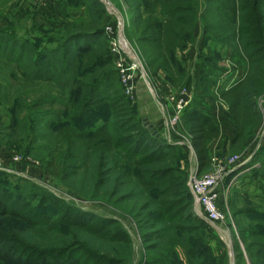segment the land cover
<instances>
[{
	"label": "trees",
	"instance_id": "16d2710c",
	"mask_svg": "<svg viewBox=\"0 0 264 264\" xmlns=\"http://www.w3.org/2000/svg\"><path fill=\"white\" fill-rule=\"evenodd\" d=\"M82 1L85 2L79 0V3ZM123 1L133 14L131 23L134 29L129 39L138 47L148 67H155L153 79L156 86L158 81H163L171 87L157 74L158 70L166 71L169 83H180L184 79L183 87L189 85L191 77L186 78L182 69H185V54L192 45L193 32L198 25L208 41L230 46L236 58L241 59V55H244L249 64L245 86L237 84L217 93L219 102L227 108L230 121L237 129L230 149L238 147L242 150L241 132L244 126L241 120L246 121L245 115L251 114L256 121L253 126L257 125L259 117L253 100L264 95V0ZM62 6L65 8L64 3ZM86 9L90 17L96 14L93 7ZM14 32L11 28L0 30V59L16 64L13 69L16 75L10 72V76L20 79L23 84L15 94L9 87H0L4 91V95H1L4 104L1 103L6 108L8 118L13 121L12 125L0 128V149L7 151L16 148L23 153H31L37 127L46 122L42 128L48 137L54 133L55 141L53 149L40 153L37 158L43 164L44 172L57 180L66 177L62 172L65 159L62 161V155L60 159L54 155L57 144H66L64 151L70 155L67 162L71 161V165L86 159L92 161L89 169L95 163L101 166L108 164L101 172L103 177L109 172L108 176L111 175L112 170L116 169L113 156L120 157L123 161L120 164V192H123L120 204L133 198L140 202L132 220L140 232H153L160 242L156 244L160 248L158 252L165 254L162 258L147 255L143 264H219L205 236L201 235L202 230L194 225L196 222L201 224L202 220L192 214V197L184 186L182 173L167 165L172 159L175 164L180 163V156L174 157L173 152L176 150L178 154V149L162 138L151 135L136 121L132 110L135 104L124 97L116 71L108 69L112 59L103 29L93 31L92 35L74 34L64 39L52 37L48 42L32 37L28 43H22L17 56L6 52L10 47L5 42L12 39ZM18 42L10 41L11 49L17 48ZM45 44L55 46L51 48ZM199 60L202 85H212L207 77L209 70L213 69L214 59L208 54L200 56ZM6 67L0 65V71ZM33 84L49 86L57 91L40 94L28 102L26 86ZM195 105L190 109L187 107L183 115L197 173L202 174L211 168L212 158L208 147L219 139L220 132L211 119L201 112V106L194 108ZM6 131L10 133L6 134ZM114 135L117 138L111 145L107 138L112 139ZM85 150L92 154L88 157L82 153ZM71 168L74 171L70 174L81 170L77 165ZM129 186L132 189H127ZM20 197H24V194L2 192L0 197V264H130L133 254L129 243L118 239L106 240L108 232L111 237H117L111 232L109 220L79 213L86 217L82 220L75 214L78 212L76 209L63 205L62 208L69 212L61 213L58 222L54 223L55 217L43 209L49 199L46 194H42L41 200L27 214L23 211L29 208L34 196L16 201ZM52 208L55 209V206ZM183 208L189 210L185 217ZM251 213L254 211L250 209L240 211L244 215ZM180 221L189 226H178ZM8 224H21L29 234L20 237L8 234L3 229ZM62 226H67L66 230L90 232L94 235L93 240L100 243L99 247L106 244L105 248L109 246L114 256L106 257L81 241L68 247L43 248L39 238L37 242L28 241L37 237L34 232L43 229L45 233L58 232L57 229ZM122 234L120 232V237ZM256 234L244 230L241 237L247 240ZM145 237V233L141 235L142 239ZM149 248L145 247L148 251L152 249ZM246 252L252 261L256 260L254 258L259 260L254 264H264V243H252Z\"/></svg>",
	"mask_w": 264,
	"mask_h": 264
},
{
	"label": "rangeland",
	"instance_id": "374dc122",
	"mask_svg": "<svg viewBox=\"0 0 264 264\" xmlns=\"http://www.w3.org/2000/svg\"><path fill=\"white\" fill-rule=\"evenodd\" d=\"M21 1L22 0H3L0 5V21L2 22L0 25L4 26L0 27V30H7V28H11L15 31L12 39L5 42L6 45L10 47L6 52H12L13 56H17V54L21 52L22 43H28L30 41L29 39L32 37L38 39L41 38L44 42H48L52 37H60L64 39L67 35H92L93 31L101 30L105 27H109L114 30L111 33L112 36H110V38H105V41L107 40L106 46H108L109 52H111L108 43L111 41V38L116 35V27H118L117 17L120 19L124 26V39L137 58L141 61L147 79L149 80L155 95L153 97L149 94L144 82H141L138 85L135 109L132 110L136 116V121L142 124V127L146 131H148V129L145 127V123H148L155 129L160 127L159 122L163 119L155 99L160 103L166 101L165 98L170 92L169 89H171V87H175V89L178 90L173 93H179L187 90L188 87L191 89H195L197 87L195 91L200 92V95L190 98V102L187 107L190 109V106L197 104L199 107L201 106V108H204V112H201L207 115V110L210 107L209 103L213 100L212 98H214L213 103L215 105L219 106L220 104L218 102L217 93L229 89L237 84H243V86H245L244 83H246V79L248 77L247 71H249L247 65L249 64L248 61H245L244 55H241V59L236 58L237 56L233 54L230 46L223 43H212L208 41L207 36L199 27L200 25H198L193 32V42H191L192 45L188 48L187 53L185 54V63L183 64L185 69H182L186 78L191 77V86L182 88L184 85V79H182L180 83L170 82V84L168 77L166 76V71L158 70L157 74L162 76V80H165L169 85H171V87L166 85L163 81H158L159 87H157L155 85L156 81L153 79L155 67H148L138 47H136V45L129 39V35L132 34V30L134 29L133 23H131L133 14H131V11L125 1L106 0L107 3L114 8L115 15H117L116 17L114 15L109 16L104 10V6L98 0H84L85 2L82 1L83 4L82 2L79 3V0H56L61 7L60 9H62L60 18L52 17V13H45L44 18L42 19L44 26L38 29L33 27L37 20L36 9L39 6V3L44 5V2H47V0H23L27 4V7L25 6L26 9L20 6ZM62 3L65 4V8H63ZM5 6L6 8H4ZM44 6L47 10L48 6L46 4ZM90 6L93 7L96 12V14L91 16L92 18L90 17V14L88 15L86 9L88 8L89 10ZM7 9H9L8 13L4 14V11ZM76 15H78V17ZM4 20L7 23V26L4 24ZM93 21L95 23H93ZM10 41H19V46L11 49L12 44ZM82 43L85 42L82 41ZM45 45L46 47L51 48L55 46V44ZM208 54L214 59L213 69L209 70V75L207 77V81L212 82L210 83L212 85H202L199 59L200 56L202 57ZM1 59L0 65H6L7 67L5 70L0 71V87H9L11 92L15 94L16 91L20 90V84H23L20 79L16 80L15 78H12L13 76H10V72H12L14 76L16 75L13 72L16 64H11L3 58ZM215 61H218L216 67ZM111 63L112 65L108 66V69L113 70V62L111 61ZM196 64L197 67L195 68ZM195 74L197 75L194 83ZM198 76L199 80H197ZM162 86L165 87V90L161 88ZM48 87L49 86L45 85L39 86V84H33L32 86L27 85V101L30 102L40 94H47L50 91L56 93L57 90L52 88L50 89ZM189 92L191 94V90ZM1 95H4V91L2 89H0V128L13 124L12 119L8 118L6 108L1 100ZM253 101L256 109V115L259 117V122L256 126H253V123L256 121L251 114L245 115L246 121L241 120V124L244 126L243 131L241 132V138H243L242 150L238 149V147L230 149V143L235 138L237 129L230 121L227 108L225 106L222 107V105L217 109H212L213 112L211 113V116H209L214 126L221 130L220 140L218 142H213L210 145L212 160L214 159L217 161V159H224L227 161L229 158L233 157L237 159L236 165L239 166L235 172L224 181L223 187L219 193L218 208L225 217L224 222L220 224V227H211L203 221L201 224L199 222L194 223L196 227L202 230L201 235L205 236V241H207L209 246L211 243L215 245V249H212L211 246L210 248L213 251L214 257L218 259L217 262L219 264H229L230 260L228 253L232 254L233 264H254L256 263L255 261L259 260L254 258L256 260L252 261L248 257L246 249L248 245L252 243H264V178L262 177V172L264 171V95L260 98H255ZM197 105H195L194 108H196ZM34 110L36 111L37 109L34 108ZM183 114H185V112ZM208 115H210V113ZM184 117L185 115H183V118L180 119L174 128L169 126L161 127L158 133L160 134L159 137L162 138L163 141H165L168 145L175 146L178 149V154L176 150L173 152L175 153L174 157L179 158L180 156V163L175 164L172 159L167 163V165L169 168L180 170L182 176L184 177V186L187 187L186 184L189 174L193 171H197V163L190 147ZM43 123L37 127L36 141L32 147L33 150L31 153H23L16 148L7 151L2 148L0 149V157L10 169L9 172L0 171V197L2 192L23 193L24 197H20L19 200L16 201H24L26 197L34 196L29 208L23 211L24 214H27L31 209L35 208L37 202L41 200L42 194H46L49 199H47V206H44L43 209L47 214L55 217L53 220L54 223L58 222L57 219L61 213L64 214L69 212L62 208L63 205L68 207V209H76L78 212H75V214L80 216V219L82 220L86 219V217L79 215V213L84 215L89 213L97 218L100 217L104 218V220H109L108 225H111L112 227L111 232L117 237H111L110 232H108L106 240L109 242L111 240L118 239L124 241L125 243L127 241L131 247V253L133 254L130 264L145 263L144 260L147 255H158L159 258L164 257V252L163 254L162 252H158L160 248L156 244L160 242L155 239L153 232H147L146 230L140 232L139 227L136 226L135 222L132 220L133 213H137V207L140 205V202H138L136 198H133L125 200L122 204H120V196L123 194V192H120V164L123 163L121 158L113 156V159L116 161V169L112 170L113 173L111 175L108 176L109 172L103 177L101 176V172H103V167H107L108 164L101 166L95 163L94 167L89 169L92 161L86 159L71 165V161L67 162L70 159V155L64 151L67 149L66 144H57L56 149L54 150V155L55 157H59V159L61 158L60 155H62V161L65 159V169L62 172L63 175H66L64 180H57L44 172L43 164H41V161L37 158V156H40V153L44 154L48 152L47 150L49 148L53 149L52 146L55 141L52 135L54 133L51 134V132H49L51 135L49 137L46 136V132L42 128ZM119 123L120 119L118 120V124ZM5 133L9 134L10 132L6 131ZM115 135L112 139L107 138L109 144L113 145V141L117 138ZM167 135H170V138ZM41 136H45L47 138L43 139ZM165 137H167V140ZM100 146L103 145L100 144ZM82 153L88 155V157L92 154L87 150L82 151ZM13 155L29 159L30 161L14 165L10 162ZM75 165L80 167L81 170L70 174L74 171L71 167ZM109 165H111V163H109ZM210 170L211 168L205 173H208ZM127 189H132V186H129ZM178 198H180V196H178ZM53 206H55V209L52 208ZM243 209H250L254 211V213H251L250 215L240 214V211ZM184 211L185 217V215L187 216L189 210H186L185 208ZM191 211L193 214V200ZM110 220L113 222L111 223ZM177 225H187L186 227L189 226V224H182L181 221ZM3 229L8 234L18 237L29 234L25 231L21 224L4 225ZM66 229L67 226H62L57 229L58 232H54L56 230H53L52 232L47 233H45V229H43L41 231L34 232L37 237L32 240H27L37 242L36 239L39 238L43 242V246L41 248L52 246L68 247L81 241L91 247V249L103 253L106 257L114 256V252L109 248V246L105 248L106 244L100 248V243L93 240L94 235L90 232L80 229ZM244 230L249 232L252 231L257 234L254 237L244 240L241 237V232ZM220 231H224L225 233H223L225 235L219 233ZM120 232L123 233V236L121 237ZM144 233L147 237L142 239L141 235ZM145 247H150L149 249H152L148 251ZM121 248L122 247L120 246L118 250L120 251ZM177 249L179 252L181 251V249ZM93 252L96 253L95 251Z\"/></svg>",
	"mask_w": 264,
	"mask_h": 264
},
{
	"label": "built area",
	"instance_id": "2783aa9c",
	"mask_svg": "<svg viewBox=\"0 0 264 264\" xmlns=\"http://www.w3.org/2000/svg\"><path fill=\"white\" fill-rule=\"evenodd\" d=\"M103 6L104 10L109 16H116L115 10L110 6L106 0H98ZM116 35L111 38L108 45L110 48V55L113 62L114 70L116 71L124 97L133 105L137 100L138 85L144 82L149 94L155 96L153 88L147 79L144 67L141 61L137 58L133 50L129 47L128 43L123 36V23L117 17ZM112 30L109 27L103 29L105 37L110 38L112 36ZM159 87V86H157ZM165 90V87H161ZM165 98L166 101L162 103L155 99V102L161 112L162 121L160 127L156 128L158 132L161 127L169 126L175 127L180 119L183 117L188 103L190 102V92L187 90L179 93H173L171 89ZM160 135V134H159ZM170 138V135H167ZM168 138V139H169ZM167 140V137H165ZM29 159H24L20 156L13 155L10 162L14 165L22 164ZM215 162V163H213ZM237 159L229 158L227 161L224 159L212 160L211 170L205 174H198L197 171H193L189 174L187 181V188L191 194L193 200V212L194 215L204 221L211 227H220L225 220L224 215L218 208V198L220 191L223 187L224 181L235 172L237 169ZM0 171L9 172L10 169L4 163V160L0 157ZM224 231H220L222 235ZM229 264L232 263V254L228 253Z\"/></svg>",
	"mask_w": 264,
	"mask_h": 264
},
{
	"label": "crops",
	"instance_id": "0c3cea01",
	"mask_svg": "<svg viewBox=\"0 0 264 264\" xmlns=\"http://www.w3.org/2000/svg\"><path fill=\"white\" fill-rule=\"evenodd\" d=\"M2 2H3V0H0V5L2 4ZM21 3V4H20ZM19 4H20V6L22 7V8H25L26 9V7H27V4L22 0L21 2H20ZM47 5L48 6V8H47V10H46V7L44 6V5ZM44 5L43 4H41V3H39V6L37 7V9H36V12H37V20H36V24L33 26V27H35L36 29H38V28H41V27H43L44 25H43V22H42V19L44 18V14L45 13H52V17H59L60 18V15H61V10L62 9H60L61 7L59 6V4H58V2L56 1V0H47V2H44ZM26 6V7H25ZM4 8H6V6L4 7ZM3 8V9H4ZM25 9H24V11H25ZM8 10L9 9H7V10H5L4 11V14H7L8 13ZM45 11V12H44ZM77 17H78V15H76ZM4 22H5V20H4ZM2 22L0 21V24H1ZM6 26H7V23L5 22L4 23ZM0 27H4L3 25H0ZM177 59L178 60H180V56H178L177 57ZM196 72H198V71H196ZM195 72V73H196ZM196 75L197 74H195L194 75V83H195V81H196ZM197 80H199V76H198V78H197ZM188 86H191V84L189 83V85ZM188 86H185V87H182V88H187ZM195 86V85H194ZM189 88V87H188ZM187 88V90H191V98L193 97V96H196V95H200V92H198V91H195V89L197 88H195V89H191V88H189L188 89ZM171 91H178L177 89H175V88H173V87H171ZM213 100H214V98H212ZM213 100L211 101V103H209L210 104V107H209V109L206 111V109H205V111L209 114L210 113V115H208L207 114V116L209 117V116H211V113L213 112V110L212 109H217V108H219V106H222V103H220L218 100V102L220 103L219 104V106H217V105H215L214 103H213ZM222 107H224V105L222 106ZM201 111H203L204 112V108H202V110ZM210 118V117H209ZM213 118V117H212ZM211 119V118H210ZM218 130H219V132H221V130L219 129V128H217ZM220 135H221V133H220ZM220 140V137H219V139L218 140H216L217 142ZM215 141V142H216ZM211 145V144H210ZM210 147L211 146H209L208 147V150H209V153H210V155H211V149H210ZM210 246H211V248L212 249H215L216 247H215V245L213 244V243H211L210 244Z\"/></svg>",
	"mask_w": 264,
	"mask_h": 264
},
{
	"label": "water",
	"instance_id": "95a60500",
	"mask_svg": "<svg viewBox=\"0 0 264 264\" xmlns=\"http://www.w3.org/2000/svg\"><path fill=\"white\" fill-rule=\"evenodd\" d=\"M144 125L148 129V131L150 132L151 135H156V137L159 138L160 135L157 134V131L155 128L150 126L148 123H145Z\"/></svg>",
	"mask_w": 264,
	"mask_h": 264
}]
</instances>
